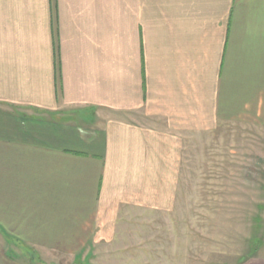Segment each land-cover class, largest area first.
Returning a JSON list of instances; mask_svg holds the SVG:
<instances>
[{"label":"crops","instance_id":"crops-1","mask_svg":"<svg viewBox=\"0 0 264 264\" xmlns=\"http://www.w3.org/2000/svg\"><path fill=\"white\" fill-rule=\"evenodd\" d=\"M234 123L264 125V0H0V264L126 243Z\"/></svg>","mask_w":264,"mask_h":264},{"label":"rangeland","instance_id":"rangeland-1","mask_svg":"<svg viewBox=\"0 0 264 264\" xmlns=\"http://www.w3.org/2000/svg\"><path fill=\"white\" fill-rule=\"evenodd\" d=\"M177 184L168 205L152 207L141 198L138 206L123 207L126 243L94 244L77 257L25 248L26 262L235 264L244 254L264 258V125L234 123L196 133L187 141Z\"/></svg>","mask_w":264,"mask_h":264},{"label":"trees","instance_id":"trees-1","mask_svg":"<svg viewBox=\"0 0 264 264\" xmlns=\"http://www.w3.org/2000/svg\"><path fill=\"white\" fill-rule=\"evenodd\" d=\"M252 255L249 253V254H244V255H241L238 257L237 261L235 264H241L243 262H245L246 260H248Z\"/></svg>","mask_w":264,"mask_h":264}]
</instances>
